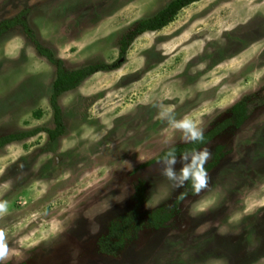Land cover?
<instances>
[{"label": "rangeland", "instance_id": "374dc122", "mask_svg": "<svg viewBox=\"0 0 264 264\" xmlns=\"http://www.w3.org/2000/svg\"><path fill=\"white\" fill-rule=\"evenodd\" d=\"M172 0H0V23L24 14L67 70L118 59L134 23ZM56 68L18 26L0 37V137L38 132L0 149V264H264V0H201L158 32L139 36L126 61L98 72L58 104ZM249 99V118L197 153L140 167L189 143ZM38 113V114H37ZM220 164L198 180L160 230L144 225L117 256L99 251L111 221L173 210L196 168L217 148ZM207 150L210 157L199 154Z\"/></svg>", "mask_w": 264, "mask_h": 264}, {"label": "trees", "instance_id": "16d2710c", "mask_svg": "<svg viewBox=\"0 0 264 264\" xmlns=\"http://www.w3.org/2000/svg\"><path fill=\"white\" fill-rule=\"evenodd\" d=\"M201 0H172L164 9L153 17L142 19L128 28L119 40V55L116 62L109 64H96L86 66L77 70H67L64 62L55 57L54 53L43 47L37 40L33 31L24 20V14L16 18L0 23V37L9 30L18 26L23 28L25 35L32 41L36 51L45 57L56 68V77L53 82V92L50 104L53 110L55 129L44 130L50 140H55L64 134V123L62 111L58 104L59 97L66 92L77 89L86 79L98 72H107L120 68L126 61V55L131 44L141 35L148 32H158L174 21L178 13L189 5ZM249 99L243 98L229 110V117L223 122L216 124L213 129L202 134V140H193L189 143L172 146L163 151L158 157L140 166L149 167L158 162L170 161L197 153L214 141L219 135L229 129L239 130L249 118ZM38 114V113H37ZM38 132H27L0 137V149L7 145L24 140ZM222 148L215 150L212 161L203 167L196 168L187 180L183 193L178 197L173 210L156 209L145 215L146 220L141 218L140 208L146 201V188L144 182L140 181L136 186L137 203L134 211L110 222L108 234L98 240L99 251L108 256H117L132 241L136 233L147 224L153 230H160L175 216L178 205L188 195H194L197 190L198 180L202 173H209L217 167L223 159Z\"/></svg>", "mask_w": 264, "mask_h": 264}, {"label": "clouds", "instance_id": "9594fccd", "mask_svg": "<svg viewBox=\"0 0 264 264\" xmlns=\"http://www.w3.org/2000/svg\"><path fill=\"white\" fill-rule=\"evenodd\" d=\"M177 127L182 128L185 131L189 132L191 134L192 140H198V139L202 140L203 139L202 132L198 131L196 129V126L194 125V123L191 122L190 120H188L187 118H185L183 121L179 122L177 124ZM199 156L202 160H207L210 157V153L207 150H205V151L201 152L199 154ZM204 176H206V173H202L200 181H201V179H203ZM203 181H204V179H203ZM5 210H6L5 205L0 204V212H4ZM0 248L3 249V251L0 252V261H2L6 258L7 248L3 244H0Z\"/></svg>", "mask_w": 264, "mask_h": 264}, {"label": "snow or ice", "instance_id": "6c2138e0", "mask_svg": "<svg viewBox=\"0 0 264 264\" xmlns=\"http://www.w3.org/2000/svg\"><path fill=\"white\" fill-rule=\"evenodd\" d=\"M203 183H204V181H203V179H201L200 184L203 185ZM2 251H3V249L0 248V252H2Z\"/></svg>", "mask_w": 264, "mask_h": 264}]
</instances>
